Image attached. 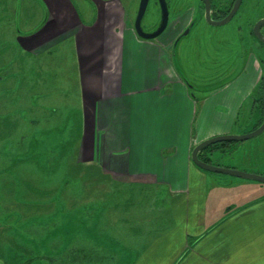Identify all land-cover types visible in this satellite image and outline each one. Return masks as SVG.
Wrapping results in <instances>:
<instances>
[{"label":"crops","instance_id":"1","mask_svg":"<svg viewBox=\"0 0 264 264\" xmlns=\"http://www.w3.org/2000/svg\"><path fill=\"white\" fill-rule=\"evenodd\" d=\"M95 1L94 17L82 20L71 0H44L47 16L23 32V97L28 93L32 107H26L42 110L48 121L42 124L38 112L30 117L40 127L23 128V134L43 136L30 139L23 165L81 166L98 178L85 188L92 198L85 230L90 235L93 229L91 211L97 224L98 214H113L101 224L117 232L112 240L129 245L128 263L264 264V192L252 193L246 178L204 170L191 159L199 142L247 133V121L259 119L258 110L247 114L262 72L258 57L252 51L240 73L219 83L205 80L194 94L176 69L170 42L137 36L124 10L117 11L120 2ZM259 135L239 146H211L209 162L264 174ZM43 151L52 159L39 165ZM157 195L171 198L173 223L169 216L149 234L140 226L129 229L124 215H150L148 204L155 206ZM105 249L94 255L120 260Z\"/></svg>","mask_w":264,"mask_h":264},{"label":"rangeland","instance_id":"2","mask_svg":"<svg viewBox=\"0 0 264 264\" xmlns=\"http://www.w3.org/2000/svg\"><path fill=\"white\" fill-rule=\"evenodd\" d=\"M71 1L82 20L94 17L95 0ZM116 1L120 2L122 7V9L117 7V11L124 10V21L127 26H132L138 0ZM168 1L172 10L192 7L196 9L201 2L200 0ZM43 2L44 0H0V261L4 264H55L47 257L67 261L71 251L75 259L81 257L83 259L65 264H131L128 263L127 258L129 245L122 246L116 239L112 240L116 231L105 230L101 224V222H111V217L115 218L113 214H98L101 218L97 224L93 222L97 219V215L91 211L90 224L93 229L90 235L85 230V208L92 199L89 198L86 190L89 191L94 184H97L94 181L98 178L92 176L93 174L89 176L87 170L81 166L65 171L63 167L56 170L57 167L50 165L32 168L23 165L26 163L23 159V150L28 147L30 139L43 138L42 135L23 134V128L27 127L25 131L32 132L40 127L36 125L37 122H33L36 118L30 117L38 112H40L39 116H43L41 123L48 122L44 119L45 112L42 110L36 112L35 107L29 109L32 105H29L30 101L26 102L28 93L23 97V32L32 31L47 16L48 8ZM156 5L155 0L149 1L142 22L145 28H151L156 22L154 16ZM198 13L200 11L195 12L196 15ZM261 18H264V0H242L238 12L225 24L212 26L204 19L197 18L193 28L177 40L172 47V52H176L177 55L176 69L188 80L194 94H198L199 91L195 86L204 88L201 82L205 80L213 79V82L219 83L229 78L230 76L227 75H231L232 72L240 73L241 66L247 62L252 51L254 56L258 57L263 73L264 49H261L252 34L253 25ZM261 31L264 34V26ZM50 62L53 63L52 58ZM210 80L206 82H211ZM26 103L29 108L26 107ZM257 103L254 101L251 109L245 108V111L249 109L247 114L251 118L258 109ZM243 116L244 113L241 122L245 119ZM254 119L247 121L246 131L257 127L259 119L256 118V121ZM256 138L262 143V146H259L260 156L261 160H264V131ZM242 142L246 144L247 141H234L228 144L233 147L239 146ZM228 144L222 143V145ZM210 147L203 150V157H207L206 151ZM37 149H40V145ZM42 153L38 156L42 159L39 165L45 163V160L52 159L50 151ZM225 153L232 154L233 151L227 150ZM253 154L254 152L249 150L248 155L251 159L255 158ZM64 173H67L65 176L67 182L63 180ZM56 175L58 178L54 177ZM87 180L93 182H85V184L84 181ZM246 180L253 183L252 193L264 192L263 182ZM149 189L152 191L151 187ZM155 190L159 192L158 188ZM157 196L155 206L148 204L147 212L150 215H124L125 222L130 225L129 229L135 228L136 225L148 229L146 234H149L153 232L154 226L158 228L160 222H167L169 216L173 223V214L168 215L171 198H167V195L165 199ZM93 202L94 200L91 201ZM106 202L108 205L111 203L110 199ZM159 211L160 215H158ZM146 225L149 227H145ZM102 249L108 250L107 254L111 251L118 253L120 260L118 261L115 254L112 255L114 258L110 255L101 257L94 255L95 251Z\"/></svg>","mask_w":264,"mask_h":264},{"label":"water","instance_id":"3","mask_svg":"<svg viewBox=\"0 0 264 264\" xmlns=\"http://www.w3.org/2000/svg\"><path fill=\"white\" fill-rule=\"evenodd\" d=\"M204 3H205V11H206L205 19H206L207 23H209L213 26H220V25L225 24L226 22H228L232 18V16L236 13V11L238 10V8L240 6L241 0H235L234 5H233L232 9L230 10V12L228 13V15L221 20H213L210 17V12H209L210 11L209 0H204ZM147 4H148V0H140L137 15H136V18L134 21V30L140 38L145 39V40H151V39L157 38L158 35L161 33V31L165 28V26L167 24L168 10H167L166 1L165 0H159V4L161 6L160 23L154 31L146 32L143 30V28L141 26V20H142L144 13H145ZM262 25H264V18L259 19L255 23V25L252 29V32H253L254 36L264 45V35L260 31V27ZM185 34H187V31H185L183 33V35H185ZM262 80H263V88H264V71H263ZM263 94H264V91H263ZM263 131H264V118H263L262 122L255 129L251 130L250 132L243 133V134L226 133V134H220V135H216V136L207 138V139L199 142L198 144H196L194 146V148L192 149V152H191V159L197 166H199L200 168H202L204 170L210 171V172L229 174L232 176L251 179V180H257V181L264 183V174L255 173V172H248V171L239 170V169L232 168V167L216 165V164L210 163L208 161H205L201 157H199L200 152L205 150L207 147H209L212 144L222 142V141H243V140H247L249 138H252V137H255V136L261 134Z\"/></svg>","mask_w":264,"mask_h":264},{"label":"flooded vegetation","instance_id":"4","mask_svg":"<svg viewBox=\"0 0 264 264\" xmlns=\"http://www.w3.org/2000/svg\"><path fill=\"white\" fill-rule=\"evenodd\" d=\"M99 1L102 2V1H110V0H97V2H99ZM149 1L150 0H148V4H149ZM165 1H166V5H167V10H168L167 24H166L165 28L161 31V33L158 35L157 38H165L168 42H170L172 47L175 45V43H177V40L181 36H183V33L185 31H187V33H188L193 28V26L197 22V18H202L207 23V21L205 19L206 11H205L204 0H200L201 2L199 3V6L196 9H194L192 7V8L179 9V10H174V9L172 10L171 3L168 0H165ZM155 2L157 5L155 7L156 11H155L154 16L156 18V22H155L154 26H152L151 28H145L144 25L142 24L144 16L146 14V10H145V13H144L142 20H141V26H142L143 30L146 32L154 31L158 27L160 20H161V6L159 4V0H155ZM234 2H235V0H209L210 17L213 20H221V19L225 18L228 15V13L230 12V10L232 9ZM139 3H140V0H138L137 6H136L137 7L136 13H135V16L133 18L132 29L134 32H135L134 21H135L136 15H137ZM241 3H242V0H241ZM241 3H240V5H241ZM148 4H147V6H148ZM239 8H240V6H239ZM239 8H238V10H239ZM146 9H147V7H146ZM193 9H194V13H192ZM238 10L236 11V13L238 12ZM197 11H200V13H198L196 15L195 12H197ZM207 24H209V23H207ZM209 25H211V24H209ZM254 25H253V27H254ZM263 26L264 25H262L260 27V31L262 30ZM252 34H253V32H252ZM253 36H254V34H253ZM256 42L259 43L260 47H262L261 49H264V45L257 38H256ZM262 77H263V73L261 72L260 78H259L260 83H259L258 87L256 88L254 95H255V97H258V96H261L260 94L262 93L263 106H264V94H263L264 88H263Z\"/></svg>","mask_w":264,"mask_h":264},{"label":"trees","instance_id":"5","mask_svg":"<svg viewBox=\"0 0 264 264\" xmlns=\"http://www.w3.org/2000/svg\"><path fill=\"white\" fill-rule=\"evenodd\" d=\"M261 96H258V97H255V101H257V110H258V114H259V120L256 124V126H258L263 118H264V106H263V96H262V93L260 94ZM224 142H228V141H224ZM222 144L223 142H219V143H216V144ZM215 145V144H214ZM200 157L203 159V160H207V157H203L202 153L200 154ZM209 161V160H207ZM47 259L49 261H51V263H55V264H65L66 262H70V261H75V262H79L80 260H82L83 258H74V254L72 253L71 255V251H70V254H69V257H68V260L65 261V260H60V259H57V258H53V257H47Z\"/></svg>","mask_w":264,"mask_h":264}]
</instances>
